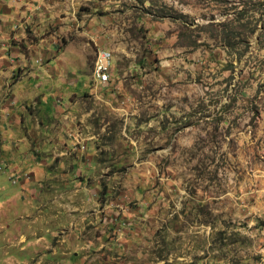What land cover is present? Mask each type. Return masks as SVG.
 Returning <instances> with one entry per match:
<instances>
[{"label": "rangeland", "instance_id": "1", "mask_svg": "<svg viewBox=\"0 0 264 264\" xmlns=\"http://www.w3.org/2000/svg\"><path fill=\"white\" fill-rule=\"evenodd\" d=\"M42 3L50 23L24 34L72 55L57 80L94 141L103 202L54 234L40 224L57 212L0 169V264H264V0Z\"/></svg>", "mask_w": 264, "mask_h": 264}, {"label": "crops", "instance_id": "2", "mask_svg": "<svg viewBox=\"0 0 264 264\" xmlns=\"http://www.w3.org/2000/svg\"><path fill=\"white\" fill-rule=\"evenodd\" d=\"M49 7L42 0H0V169L8 185L20 186L21 198L37 200L40 212L46 204L52 207L48 212H57L40 224L43 229L54 223L59 228L54 234L71 235L91 204L102 205L103 193L99 194L101 183L93 181L96 165L87 161L96 155L94 141L77 126L72 89H59L57 77L68 75L72 55H62L51 37L31 42L24 34L35 21L50 23L43 19ZM45 59L48 66L42 65ZM63 193L68 197L64 206ZM94 208L92 212L99 210ZM32 233L39 236L44 231Z\"/></svg>", "mask_w": 264, "mask_h": 264}, {"label": "bare ground", "instance_id": "3", "mask_svg": "<svg viewBox=\"0 0 264 264\" xmlns=\"http://www.w3.org/2000/svg\"><path fill=\"white\" fill-rule=\"evenodd\" d=\"M103 53H109V57H110V64H111V69L113 68V55L111 53L110 50L108 49H101L98 52V56H97V60H96V65H95V69H94V76H95V80L104 86V80L101 79L100 74L102 72V69L105 65V57ZM115 67V66H114ZM113 70V69H112ZM112 71H110V83L112 81Z\"/></svg>", "mask_w": 264, "mask_h": 264}, {"label": "built area", "instance_id": "4", "mask_svg": "<svg viewBox=\"0 0 264 264\" xmlns=\"http://www.w3.org/2000/svg\"><path fill=\"white\" fill-rule=\"evenodd\" d=\"M105 57V65L102 69V72L100 74L101 79L104 80V86L110 85V71L111 69V64H110V57L109 53H103Z\"/></svg>", "mask_w": 264, "mask_h": 264}]
</instances>
